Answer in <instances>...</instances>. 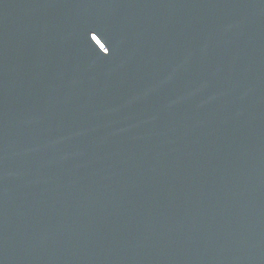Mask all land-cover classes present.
Segmentation results:
<instances>
[{
  "label": "water",
  "instance_id": "1",
  "mask_svg": "<svg viewBox=\"0 0 264 264\" xmlns=\"http://www.w3.org/2000/svg\"><path fill=\"white\" fill-rule=\"evenodd\" d=\"M0 264H264V0H0Z\"/></svg>",
  "mask_w": 264,
  "mask_h": 264
}]
</instances>
